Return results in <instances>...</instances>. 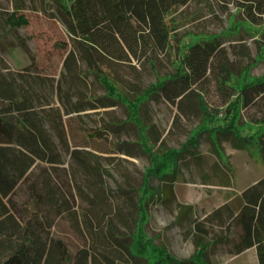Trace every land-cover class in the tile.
Listing matches in <instances>:
<instances>
[{
  "label": "trees",
  "instance_id": "1",
  "mask_svg": "<svg viewBox=\"0 0 264 264\" xmlns=\"http://www.w3.org/2000/svg\"><path fill=\"white\" fill-rule=\"evenodd\" d=\"M28 1L13 0L14 9L4 18L11 31L28 24V17L21 13ZM192 1L195 0H42L45 6L56 8L55 15L67 28L71 42V47L70 42H56L68 52L58 88L62 90L63 84H69L71 88L78 80L94 76L106 93L85 98L84 103L97 108L125 102L131 111L130 117L138 122L140 110L146 111L144 107L154 94L177 106L179 112L174 121L183 117L206 123L217 119L224 111L227 117L221 126L208 129L214 153L221 157L222 144L229 142L257 155L264 163V75H251V69L264 61V0H215L220 5L233 2L242 13L244 22L256 27L259 37L254 39L255 54L243 37L226 38L229 45H224V37L216 35L183 41L176 29L184 21L179 24L175 13L182 12L179 10ZM205 5L212 10L209 1ZM161 55H165L172 66V70L165 74L158 70ZM133 59L141 68L148 66L155 71L156 80L148 86L127 83L119 73L118 65L132 63ZM211 84L215 85L223 108L209 102L207 96ZM243 110L251 112L248 115L251 133L248 135L242 133L245 128L238 123ZM47 119L48 116H42L34 109L28 94L16 80L9 79L0 70V264H88L90 257L94 264L100 262L95 252L84 249L74 261L66 242L52 235L51 214L65 211L74 214L79 228L82 226L91 235L99 236L108 249V253L100 250L99 253L108 264H121L115 255L122 257L124 254L129 264H139L140 256L145 253L156 256L149 264H213L206 245L201 243L203 236L210 234L205 223L215 221L226 226V231L230 230L231 224L238 227V238L230 250L232 253L240 254L256 247L259 264H264V176L242 192L238 204L227 203L215 209L204 221L195 216L192 205H182L179 218H187L201 239L197 240L195 255L179 261L165 247L144 239L142 215L147 205L145 199L149 193L153 197L155 194L148 181L144 190L138 187L125 190L128 215L133 216L134 228L124 210H117V219L120 224L129 225L130 232L117 230L113 220L104 234L93 229V220H89L91 215L102 224L96 207L107 203L104 180L107 170L97 153L75 148L71 151L73 158L85 174L92 176L95 184L91 198L80 192L88 205H81L78 215L80 204L70 180L54 177V170L61 162V151L47 128ZM122 123L112 124L119 128ZM137 125L139 127V123ZM140 127L141 138L148 136L146 144L153 146L148 149L152 166L147 177L156 174L162 178L165 184L161 192L174 199L173 184L178 179L179 163L189 143L180 150L169 149L166 148V137L155 123ZM204 130L191 132L194 143L191 145L197 147L195 141L200 142ZM60 138L62 144H66L61 135ZM117 146L118 150L132 154L130 148L121 144ZM154 146L159 150L154 152ZM42 163L47 165L41 166ZM21 183H25L29 191L23 206L18 204L14 195ZM224 232L214 236L215 247L218 243L231 241Z\"/></svg>",
  "mask_w": 264,
  "mask_h": 264
},
{
  "label": "rangeland",
  "instance_id": "2",
  "mask_svg": "<svg viewBox=\"0 0 264 264\" xmlns=\"http://www.w3.org/2000/svg\"><path fill=\"white\" fill-rule=\"evenodd\" d=\"M207 1L213 5L212 10L208 5H205ZM13 9V0H0V70L9 79L16 80L19 87L28 94L29 100L32 101L38 114L49 117L46 120L47 128L61 151V162L54 170V177L62 176L70 180L80 204L78 215L81 213L82 207L88 205L87 199H82L80 192L91 198L94 195L95 184L92 176L85 174L73 158L71 151L75 148L97 153L104 169L107 170L104 174L107 203L96 207L102 224H98L94 215H91V219H89L93 220V229L98 230L96 232L102 231L104 234L108 231L107 225L111 220L117 230L130 232L129 225L120 224L117 219V210L118 208L124 210V214L130 217L128 221L132 226L134 224L133 216L128 215L129 207L125 190L133 187L144 190L147 184L144 185L148 181L155 189V194L153 197L149 193L145 199L147 205L142 215L144 239L150 240L156 246L165 247L179 261L190 259L197 251V240L201 238L187 218H179L182 205H192L195 209V202H185L182 197H179L180 189L187 186L191 196L195 195V185H190L189 182L186 184V181L180 179L184 165L187 162L195 163V174L192 172L191 176L198 180L201 174L197 170L198 165L208 168L210 166L214 170L218 164V168L223 172V174L220 173L219 181H226L225 173L232 177L236 188H241L244 183L243 171L246 166H253L255 170H259L264 165L262 160L250 151L249 154L240 153L238 156H232L233 150L228 142L222 144L221 157L214 153L208 129L221 126L227 117L224 111L218 115L217 119L206 123H201V120L196 118L186 119L183 117L174 121L179 112L177 106L172 105L162 96L154 94L144 107L146 111L140 110L141 119L138 122L136 118L130 117L131 111L125 102L97 108H92L88 103H84L85 98L103 96L106 93L94 76L78 80L71 88L69 84H63L62 90L59 89L58 83L62 80L63 63L68 52L56 45V42H70V38L67 28L55 15L56 8L45 6L42 0L28 1L26 8L21 11L28 17V24L18 27L16 31H11L4 22V18L6 13ZM179 11L182 12H176L175 17L179 24L183 21L184 23L180 24L176 31L183 41L190 40L192 37L202 38L206 35H216L224 37V45H229L230 41L226 38L243 37L252 46L254 54L256 53L254 39L259 37V33L256 31V27L244 22L242 13L233 2L220 5L215 0H195ZM17 36L22 38L24 43H21ZM69 47H71V42ZM139 65L137 60L133 59L132 63H119L118 71L127 83L148 86L156 80L157 73L148 66L144 69ZM158 70L161 74L172 70L165 55H161L159 58ZM251 75L259 77L264 75V61L251 69ZM209 87L210 93L207 96L209 102L212 106H221L215 85L211 84ZM221 108L223 107L221 106ZM249 113L251 112L243 110L238 122L245 128L242 129V133L245 135L251 133ZM152 122L162 131L163 137H166V148L180 150L183 145L189 143L179 163L178 179L173 184L176 194L174 199L161 192V188L165 184L162 178L156 174L147 177V171L152 166V157L148 149L153 146L146 144L145 139L148 136L141 138L139 129H141L140 125L145 126ZM112 123H122V126L118 128ZM202 128L205 130L200 137V142L195 141L197 147L191 145L194 144L191 140V132L195 130L196 133ZM60 135L63 143L66 144H62ZM124 142L126 144L123 145ZM147 142L150 143V141ZM118 144L130 148L132 154L129 155L125 151L118 150ZM158 150V146H154L153 151ZM45 165L47 164H41V166ZM213 172L210 171V173ZM179 179L181 186L176 187ZM149 191H153V189H149ZM226 194V192L222 193L221 198L224 199ZM14 195L18 204L23 206L29 197L27 185L21 183ZM240 196L237 195L228 204H238ZM51 221L53 223L52 235L66 242L74 261L84 249L98 255L100 262L97 264H108L99 253V250L108 253L104 243L93 231L94 235H91V232L86 228L82 226L79 228L72 212L65 211L58 215L54 212L51 214ZM200 221H204V219ZM228 222L229 220L226 223ZM205 225L208 226L210 234L203 236L201 244L206 245L208 256L213 264H259L256 248L241 254H234L230 251L233 247L232 243L238 238V227L231 224L230 230L226 231V226H222L219 221L212 224L206 222ZM223 232L231 241L218 243L215 247L214 236ZM115 250L117 249L115 248ZM115 256L121 264H129L125 254L122 257ZM140 257L139 264L153 263L156 258L152 253L149 255L145 253ZM88 264H94L91 257Z\"/></svg>",
  "mask_w": 264,
  "mask_h": 264
},
{
  "label": "crops",
  "instance_id": "3",
  "mask_svg": "<svg viewBox=\"0 0 264 264\" xmlns=\"http://www.w3.org/2000/svg\"><path fill=\"white\" fill-rule=\"evenodd\" d=\"M225 143L226 142H224L223 144ZM229 145L230 148L233 150V152L231 151L232 156H238V154L240 153L249 154L248 150L236 148L231 143H229ZM186 161L188 160L186 159ZM183 168L180 179L186 181V184H188L187 182H189L190 185H195V195L191 196V193L190 191H188L187 186L182 187L180 189L179 197H182L185 202H195V216L199 218V220L205 219L215 209L229 203L237 195H241L246 188L257 183L264 176V165L259 170H255L253 166H246L243 171L244 183L241 188H236L232 177L225 173L224 176L226 181H219L220 173L223 174V172L221 169L218 168V164L216 165V170H213L212 168H210V166L208 168L204 165H198L197 170L201 172L198 180L195 179V177L191 176L192 172L195 174V163L193 164L192 162H187ZM210 171L214 172L210 173ZM184 172H186V174H184ZM180 179L179 182L176 183V187L181 186ZM225 192L227 194L226 197L223 199L221 198V196L222 193ZM252 248L256 247H251L247 250H250Z\"/></svg>",
  "mask_w": 264,
  "mask_h": 264
}]
</instances>
